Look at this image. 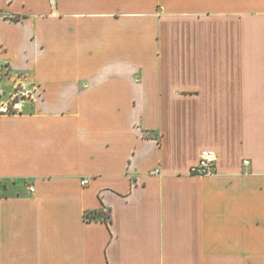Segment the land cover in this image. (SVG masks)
Segmentation results:
<instances>
[{"label": "crops", "instance_id": "0c3cea01", "mask_svg": "<svg viewBox=\"0 0 264 264\" xmlns=\"http://www.w3.org/2000/svg\"><path fill=\"white\" fill-rule=\"evenodd\" d=\"M1 66L0 264H264V0H0Z\"/></svg>", "mask_w": 264, "mask_h": 264}, {"label": "rangeland", "instance_id": "374dc122", "mask_svg": "<svg viewBox=\"0 0 264 264\" xmlns=\"http://www.w3.org/2000/svg\"><path fill=\"white\" fill-rule=\"evenodd\" d=\"M9 74L11 73L8 68L0 67V105L9 107L6 114L20 113L24 110L22 107L24 100H29V103L32 104L36 98L33 93L28 92L23 82L11 81L10 77H7ZM26 83L24 82V84Z\"/></svg>", "mask_w": 264, "mask_h": 264}, {"label": "built area", "instance_id": "2783aa9c", "mask_svg": "<svg viewBox=\"0 0 264 264\" xmlns=\"http://www.w3.org/2000/svg\"><path fill=\"white\" fill-rule=\"evenodd\" d=\"M57 0H50L51 5H53ZM29 96V95H28ZM17 107V106H15ZM9 110L7 105H0V114H6ZM217 156L214 152L203 151L200 155L198 163L191 168L190 174L194 176H211L215 173V164ZM245 165H249L248 161L244 162ZM159 170H155L154 174H159ZM88 180L83 181V185H87ZM31 192L34 189L31 188Z\"/></svg>", "mask_w": 264, "mask_h": 264}, {"label": "trees", "instance_id": "16d2710c", "mask_svg": "<svg viewBox=\"0 0 264 264\" xmlns=\"http://www.w3.org/2000/svg\"><path fill=\"white\" fill-rule=\"evenodd\" d=\"M103 216L106 217L105 214H103ZM108 217H109V216H108ZM108 217H107V218H108ZM94 219H96L95 214H93V216H91V214H87V220H88V221H91V220H94Z\"/></svg>", "mask_w": 264, "mask_h": 264}]
</instances>
